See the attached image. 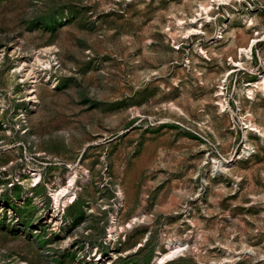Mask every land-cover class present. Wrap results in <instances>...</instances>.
I'll return each mask as SVG.
<instances>
[{"label": "rangeland", "instance_id": "rangeland-1", "mask_svg": "<svg viewBox=\"0 0 264 264\" xmlns=\"http://www.w3.org/2000/svg\"><path fill=\"white\" fill-rule=\"evenodd\" d=\"M205 1L0 0V264H264V0Z\"/></svg>", "mask_w": 264, "mask_h": 264}, {"label": "bare ground", "instance_id": "bare-ground-1", "mask_svg": "<svg viewBox=\"0 0 264 264\" xmlns=\"http://www.w3.org/2000/svg\"><path fill=\"white\" fill-rule=\"evenodd\" d=\"M226 1H228V0H208L205 2L198 3L197 11L200 15H202V19L198 20V21H191L190 20L188 23V26L186 25L185 27H183V34L191 35V34L200 33L202 21L203 20L206 21L210 17L209 10L211 8L212 2L223 3ZM242 20L244 21V23L246 24V26L248 28L253 26L254 21H253V18L251 17L250 14L247 13V14L243 15ZM220 29L221 28H219V30L217 31L216 37H219L221 35ZM255 35H257V33ZM257 41H258V39H256V38H252V39L249 38V39H247L245 46L237 49L238 54L240 56V60L238 62L233 63L234 66H242V62H241L242 56H244V58H246V59L250 58V56L252 54V49H253L254 45L257 43ZM49 63H50V61L46 62L47 65ZM15 70H17V68ZM26 71H25V73H23V78L24 77L32 78L29 81L32 84L34 82L33 77H30L32 72L27 73ZM256 90L264 91V71L258 77V79L256 81H254L253 84H251L248 89H246L245 93L247 96H252ZM34 91L35 90H34L33 86L30 85L28 87V94H27L28 100L34 99V96H32V93ZM35 99H36V97H35ZM247 128L248 129L250 128L254 131H258V132L262 133V131L260 129H258L256 124L252 123L250 121H249V124H247ZM28 172H29L30 177L32 179L31 181L33 182L32 186L33 187L37 186V184L40 182V172H38L37 170L31 169V168H28ZM76 177H77V172H76V170H73L72 172H70L67 175V178H68L67 185H59L58 188L51 194L53 207H54L53 213H56V212L58 213L59 210L61 211L66 206H69L70 204H72L73 202L76 201V199H77V188H75ZM138 220H139V217H136L134 219V221H138ZM112 227L113 226L109 227V230H108L109 236L112 235ZM166 247L168 248L167 251L156 259L158 261V263H160V264L164 263L167 259H169L170 257H172V256H174V255H176L182 251L181 243H177V241H175V243L171 242V240L166 242Z\"/></svg>", "mask_w": 264, "mask_h": 264}]
</instances>
